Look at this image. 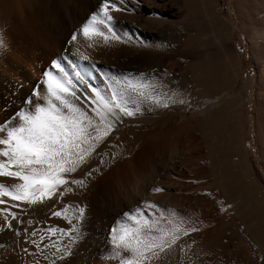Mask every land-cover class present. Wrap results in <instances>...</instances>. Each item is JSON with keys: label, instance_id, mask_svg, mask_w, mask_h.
<instances>
[{"label": "rangeland", "instance_id": "rangeland-1", "mask_svg": "<svg viewBox=\"0 0 264 264\" xmlns=\"http://www.w3.org/2000/svg\"><path fill=\"white\" fill-rule=\"evenodd\" d=\"M183 3L189 13L199 15L205 12L208 15L216 7L226 28H220L214 35L211 28L207 32L199 27L201 35L197 22L180 21L159 37L170 47L180 49L179 55L167 59L162 69L159 68L162 59L158 47L148 50L140 44L136 48L128 42L131 38L128 31L133 24H127L130 25L126 27L127 32L125 27L118 32L124 45L120 58L122 98L141 113L140 120L130 121L143 127L133 129L130 134L133 139L137 137V145L132 146L130 154L140 169L145 170L141 181L145 185L140 182L139 192H143L138 195H144L146 200L115 213L118 204L131 202L133 192L124 183L122 186V181L109 184V188H98L96 205L91 210L92 228L102 234V247L115 248L110 229H117L119 242L123 229L135 227L137 214L147 209L140 219L146 215L150 222L159 221L158 228L169 234L175 231L180 238L169 251L172 252H167L168 257L162 253L159 259L152 258L145 264H160L161 261L163 264L165 260L164 264H264V97L260 93L264 45H256L252 37L254 30L264 28V0H186ZM31 5L32 0H0V33H9L10 27L17 24L19 12ZM126 18L122 16L123 22L128 21ZM97 20L90 27L102 32L108 30L106 25L99 23V18ZM84 24L87 23L80 21L76 30L82 31ZM96 34L99 36L98 32H93L98 37ZM219 34L229 38L232 51H228ZM93 35L90 39L95 38ZM1 50L0 54L5 50L11 62L14 49L8 45ZM150 50L153 51L151 55ZM1 58L0 55V61ZM78 58V55L73 57L75 61ZM106 60L103 64L109 69L113 60ZM51 67L52 62L47 69ZM164 72H169L171 79L165 78ZM250 83L255 93L248 101L244 87ZM104 86L110 94V84L104 82ZM133 89L143 91L149 98H140ZM111 135L106 139V146L97 148L96 154L108 151ZM188 137L190 142H195L190 151ZM108 138L111 139L108 141ZM148 163L152 167L148 168ZM200 167L202 173L205 168L204 175L201 171L198 173ZM85 169L80 168L74 174L76 179L84 181L83 187L78 186L87 192H95V187L104 180L108 182L109 173L115 171L111 167L102 168L99 174L98 170H93L91 178L87 176L89 170ZM157 188L163 190L155 191ZM74 192L72 197L77 203L78 195ZM149 203L158 207L150 209ZM126 214H131L133 219L129 220ZM193 228L197 230L191 231ZM175 249L177 258L172 255ZM121 255L129 254L121 251ZM113 258L118 261L116 256Z\"/></svg>", "mask_w": 264, "mask_h": 264}, {"label": "bare ground", "instance_id": "bare-ground-1", "mask_svg": "<svg viewBox=\"0 0 264 264\" xmlns=\"http://www.w3.org/2000/svg\"><path fill=\"white\" fill-rule=\"evenodd\" d=\"M185 1L110 0L108 14L113 17L112 29L114 31L109 32L108 30H105L103 36L100 34L98 36L96 34L98 37H95L92 33L93 37L95 38L90 39L91 35L89 38L85 37L83 35V30H76L78 28H76V26L80 24V21L81 23L83 21L84 23L88 24L91 21L88 19L92 18L93 13H96L99 16H97L99 20L102 19L103 7L106 0H32L31 8L29 7L27 10H21V13L19 12L18 17H16L17 24L13 23L16 26L14 28L10 27L9 33H0V37L4 39L5 44L7 46L10 45L15 52V56L12 55L13 57L11 62H9L7 59V53H4L5 50L0 54L2 57V60L0 61V124H3L5 120L11 116L15 109L28 107L24 104L25 97L30 96L35 88H46V85L43 84V82L46 80L44 72L52 71L55 75L58 70L53 69V67L47 69V65L58 58H67L61 59L60 62L68 73L73 74V77L76 73H80L83 76V79L78 81L77 87L75 88L78 96H94V93L92 92L93 87L99 90L104 96H110L113 89L117 90L118 92H122L123 77L120 71L122 68L120 58L121 52L124 49V45L122 46L121 40L116 39L115 36H119L121 38L118 32H120V30L124 27L126 30L125 32H127L126 27L128 28L130 26L127 24H133V27H130V31H128V33L131 32L129 33V37L131 36V38L128 41L131 45L136 46L137 48L138 45L143 44L145 49L148 48V50L152 49L153 47L157 49L158 47L159 52L161 51L159 54L160 59H162L159 66L161 69L166 66L165 63L167 59L171 58L174 54L179 55L180 49L178 47H170L168 42H165L164 39L159 37L160 35L164 36L166 33H168L170 29L175 27L180 21L185 20L186 22H197L198 24H196V27L199 29L200 33L202 32L200 28L204 31L206 30L207 32L209 31V28H211L214 32L211 29L210 31L216 35L219 33L217 30L222 27L226 28L222 19L218 17L216 7L211 11V13H208V15H205L206 12L205 14L203 13L201 15H199L200 13L195 14L194 12V14H192L187 11V7L183 3ZM117 8L121 10H117ZM205 8L207 7L205 6ZM188 9L190 8L188 7ZM123 15L127 17L126 19L128 21L126 22L129 23L123 22L125 21L122 20ZM194 29L193 31L196 32V29ZM204 33L206 34V32ZM73 35L77 37L75 41L71 39ZM219 35L222 37L221 34ZM105 36H107V39H105ZM252 37L256 45H264V28L254 30ZM221 39L226 44L224 45L227 46L228 51H232V44L230 43L229 38L222 37ZM135 50L136 49L134 48L132 51L134 52ZM0 51H2L1 47ZM150 51L151 55L153 51ZM74 55H78L79 57L76 61L73 59ZM109 58H111L113 62L108 69V67L103 63ZM230 60L231 59L229 58V62ZM161 73L160 79L163 75V73L162 75ZM164 73V77L169 79V72ZM260 76V81L262 83V92L260 90L262 95H260L264 97V67ZM60 77L63 78V73H60ZM104 82L106 85L110 84V94L105 91ZM244 90H246V94L248 95V101H251L255 93V87L253 83L246 85ZM43 95L44 93L41 91L40 96ZM121 100H123L122 97ZM37 102L42 105L44 104L43 99H37ZM73 102L82 108H86V105L83 103V101L74 100ZM89 114L92 115V113ZM140 115L141 113L137 111V114L132 117H122L121 121L115 124L114 131L111 132L112 143L108 148L106 147L108 149V151H106L107 153H93V155L95 154L96 156L92 157L89 163L82 167L88 170L92 169L91 172H93V170H98V174L102 168L104 170H107L108 167L115 169L113 173H109V180H106L108 182H104V180L101 185H98L99 187H95L96 185L94 186L95 192L92 190L87 192L85 188L82 189L80 186L70 183L64 187L59 195L54 196L52 199L45 197L43 202H38L36 204L19 202V207L12 209L13 212L18 213V219L12 221L14 228H23L27 231H37L36 237H29L26 233L23 234L24 240L36 239L39 242V236L43 235L45 237L43 242L44 244L51 245L52 241H56L58 246L61 248L67 246L69 253L66 256H63V258H59L60 253H57L56 257H53L52 254L56 252L55 248H43V244H41V251L35 249L30 243L23 244V247L29 248L32 254L29 255L21 252V236L14 235L12 231L6 230V228L2 226L4 224L2 217L5 214L0 212V264H52L53 259L56 260V264L118 263V261L113 258L115 257V253L118 250L115 248L101 246L103 243L102 234L95 232L92 228L93 222L91 210L94 209L93 206L96 205L98 188L104 189L106 186L108 187L109 184H115L117 181H122V186L125 184V186L128 187L133 193L130 198L131 202L123 205L118 204V208L116 211L114 210L115 213H119L121 210L123 211L134 204L138 205L139 202L141 203L145 199L144 195L139 196L143 192H139V184L142 181V178L145 176V170L140 169L130 154L132 146L134 147L137 145L135 144L137 137L133 139L134 136L131 137L130 134L132 133L133 129L137 130L143 128L140 126V123H135L134 125V123H130V121H133L134 119L140 120ZM140 133L141 132H139V135H141ZM2 135L4 134L0 133V136ZM110 139L108 138V141ZM190 139L191 138H189L188 141ZM194 143V140L191 142L189 141V151L194 148ZM4 159V157L0 156V161ZM149 167H152L150 163H148V168ZM200 171L201 167L198 169V173H200ZM205 172V168H203V173L201 171V174L204 175ZM76 178L77 175L74 173L69 177L70 180H78ZM0 183L10 186L14 185L15 183H19V181L12 178L0 177ZM96 183L98 184V182ZM141 183L144 184V182ZM93 185L91 187H93ZM140 185L142 186V184ZM73 192L75 194L77 192V203H75L76 200L72 197ZM0 199L7 200L12 204L17 203L10 201L9 197H0ZM4 207L5 205L0 204V208ZM80 208L84 209V214L79 220H77L76 215ZM56 211H60L61 215L58 217L53 216L52 213ZM20 219L24 221L23 225L19 223ZM73 227L79 229V232H73ZM49 228H59L65 230V232L63 234L60 232L52 234L47 231ZM72 240H74V242H72ZM176 252L178 251L176 250L172 255H175L174 253ZM169 253L166 254V257H168ZM180 253L182 255L181 251ZM177 254L180 255L179 253ZM46 256L48 257L47 260L44 259ZM170 257L168 259H170ZM175 257L177 258L176 255ZM165 262H163V264Z\"/></svg>", "mask_w": 264, "mask_h": 264}, {"label": "snow or ice", "instance_id": "snow-or-ice-1", "mask_svg": "<svg viewBox=\"0 0 264 264\" xmlns=\"http://www.w3.org/2000/svg\"><path fill=\"white\" fill-rule=\"evenodd\" d=\"M109 2L110 0H106L104 4L103 17L99 23L106 25L108 31L112 32L113 17L108 14ZM117 10L121 9L117 8ZM97 19L96 15L92 16L89 24L83 27L85 37H89L93 32L104 35V32L98 28L90 27L97 23ZM76 38L73 35L71 39L75 41ZM115 38L121 39L119 36ZM0 47H6L2 37H0ZM61 59L67 58L52 61L53 69L58 70L55 75L52 71L44 72L46 80L43 84L46 88H35L30 96L25 97L24 104L28 107L17 109L3 124H0V133L4 134L0 136V146H3L0 147V156L5 158L0 161V177L19 181L10 186L0 183V197H9L10 201L17 202L12 204L0 199V204L5 205L4 208H0V212L5 214L2 217L4 220L2 226L12 231L14 235L21 236V252L32 254L29 248L23 247V244L30 243L41 251L43 244V248H55L56 252L52 255L56 257L57 253H60L59 258L69 253L68 247L61 248L56 241H52L51 245L44 244L43 235L39 236V242L36 239L24 240L23 234L36 237L37 231L14 228L12 221L18 219V213L13 212L12 209L18 208L19 202L36 204L43 202L45 197L52 199L70 183L82 186L84 184L82 179L70 180L69 177L89 163L97 148L105 145L107 137L114 131L115 124L119 123L122 117H132L137 114L135 107H129V101L121 100L123 93L115 89L110 96H104L93 87L94 96H78L75 88L83 76L76 73L73 77V74L68 73L62 66ZM60 73H63V78L60 77ZM41 91L44 93L43 96H40ZM133 91L142 99L149 98L143 91L138 89ZM37 97L43 99V105L37 102ZM74 100L83 101L86 108L78 106L73 102ZM91 174L89 170L87 175L91 176ZM162 190L155 189V191ZM157 207L148 204L150 209ZM146 212L147 209H142L141 213L137 214L135 227L123 229L122 234L119 235V242H117V229H110L113 246L129 254L123 256L121 251H117L115 256L118 258V264H145L152 258L159 259L162 253L166 255L179 240L180 237L175 232L169 234L164 229L158 228L159 221L150 222L146 215L140 219L139 216ZM83 214L84 209L80 208L76 219L79 220ZM52 215L58 217L61 212L56 211ZM126 215L129 220L133 219L131 214ZM19 223L23 225L24 221L20 219ZM196 230L191 229V231ZM47 231L52 234L65 232L59 228H49ZM178 231L179 229H176V232ZM73 232L78 233L79 229L73 227ZM157 232L160 234H154ZM44 259L47 260L48 257ZM52 264H56L55 259L52 260Z\"/></svg>", "mask_w": 264, "mask_h": 264}]
</instances>
